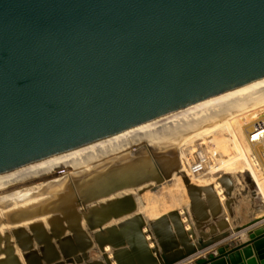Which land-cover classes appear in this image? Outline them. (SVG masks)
Masks as SVG:
<instances>
[{"label":"water","instance_id":"1","mask_svg":"<svg viewBox=\"0 0 264 264\" xmlns=\"http://www.w3.org/2000/svg\"><path fill=\"white\" fill-rule=\"evenodd\" d=\"M263 78L264 0H0V173ZM247 236L191 264H264Z\"/></svg>","mask_w":264,"mask_h":264},{"label":"bare ground","instance_id":"2","mask_svg":"<svg viewBox=\"0 0 264 264\" xmlns=\"http://www.w3.org/2000/svg\"><path fill=\"white\" fill-rule=\"evenodd\" d=\"M257 122L264 78L0 173V264H176L198 255L199 238L205 248L228 236L227 215L241 200L255 204L229 170L247 160L264 189L262 151L247 142ZM197 147L212 167L196 177L189 162Z\"/></svg>","mask_w":264,"mask_h":264},{"label":"crops","instance_id":"3","mask_svg":"<svg viewBox=\"0 0 264 264\" xmlns=\"http://www.w3.org/2000/svg\"><path fill=\"white\" fill-rule=\"evenodd\" d=\"M232 211V216H230L229 214L227 215V217L232 221L230 223L232 227L230 226L227 229L228 236L223 240L215 241V244L206 250L207 253L217 251L218 249L223 248L229 243H234L235 245H244L248 242L247 235L249 233L264 229V217L257 218V211L250 206V203L248 201L241 200L239 206L237 208H233ZM235 228L237 229L234 230ZM208 230L209 229L207 228L205 232L207 233ZM205 254L206 253H200L199 255Z\"/></svg>","mask_w":264,"mask_h":264},{"label":"built area","instance_id":"4","mask_svg":"<svg viewBox=\"0 0 264 264\" xmlns=\"http://www.w3.org/2000/svg\"><path fill=\"white\" fill-rule=\"evenodd\" d=\"M247 142L251 146L259 147L261 149L262 155L264 157V124L262 122H257L254 124L252 132L248 135ZM203 148L197 147L196 152L194 153L193 157L190 158L189 173L193 176L194 175H197V176L205 175V174L209 173V169L212 167V164H211L212 159H211L210 155L208 154L207 149L205 147H203ZM249 159H250V161H252L251 163H254L255 165H257V164L259 165V162L257 161V159L254 156H251ZM199 253L208 254L211 252L207 253L204 250V251H201ZM199 253L195 257L188 259L181 264H191L197 258L204 257L206 255V254L205 255H199Z\"/></svg>","mask_w":264,"mask_h":264},{"label":"rangeland","instance_id":"5","mask_svg":"<svg viewBox=\"0 0 264 264\" xmlns=\"http://www.w3.org/2000/svg\"><path fill=\"white\" fill-rule=\"evenodd\" d=\"M220 133L221 132H220V129L219 128H217V129L215 128L214 131H213V135L214 136H221ZM222 138H225V135L224 134L221 136V139ZM209 143L210 142H206L205 145L209 146L210 145ZM234 171H235V174H233L234 176H237V177H240L241 176L248 183V185H249V196H250V200L252 202L255 201V204H250V206L257 211V209L260 208L259 206H261V207L264 206V189L263 188H260V186H262V185H260V183H259L258 179L256 178V176L251 172V169L249 167V163L247 162V160H246V162L243 161L241 164H237L235 166V168H231L229 170V173L234 172ZM195 176L197 177V175H195ZM162 187H163V189L165 191H168L167 189L172 188L171 185L170 184H167V183H166V185H164ZM94 255H95V253H92V256H94Z\"/></svg>","mask_w":264,"mask_h":264}]
</instances>
